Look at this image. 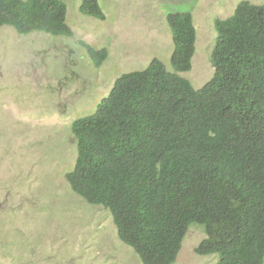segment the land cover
<instances>
[{"label": "trees", "instance_id": "trees-1", "mask_svg": "<svg viewBox=\"0 0 264 264\" xmlns=\"http://www.w3.org/2000/svg\"><path fill=\"white\" fill-rule=\"evenodd\" d=\"M81 13L106 20L99 0ZM64 0H0V29L73 37ZM169 72L154 59L123 75L108 98L71 127L77 147L72 191L113 217L120 240L143 264H175L192 226L196 253L217 264H264V5L242 2L218 20L216 73L200 90L192 67L191 13L169 14ZM96 67L109 50L83 44Z\"/></svg>", "mask_w": 264, "mask_h": 264}, {"label": "rangeland", "instance_id": "rangeland-1", "mask_svg": "<svg viewBox=\"0 0 264 264\" xmlns=\"http://www.w3.org/2000/svg\"><path fill=\"white\" fill-rule=\"evenodd\" d=\"M64 1L73 37L0 29V264H143L112 215L72 191V124L93 115L123 75L154 59L174 72L169 14L193 16L196 50L181 76L202 89L216 73L217 21L242 2L264 0H99L105 21L82 14L83 0ZM83 44L107 48L109 59L96 67ZM205 238L203 227L192 226L175 264H217L196 253Z\"/></svg>", "mask_w": 264, "mask_h": 264}]
</instances>
